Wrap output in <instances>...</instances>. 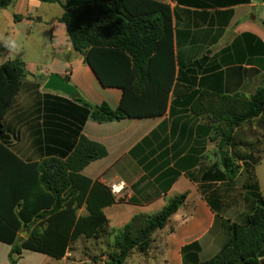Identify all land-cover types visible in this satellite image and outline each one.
Masks as SVG:
<instances>
[{"label":"crops","instance_id":"obj_1","mask_svg":"<svg viewBox=\"0 0 264 264\" xmlns=\"http://www.w3.org/2000/svg\"><path fill=\"white\" fill-rule=\"evenodd\" d=\"M182 1L162 0L172 10L175 58L174 82L163 114L111 123L87 119L83 123L79 103L44 88L54 73L68 77L79 97L91 104L105 102L117 109L124 96L121 88L103 86L84 56L73 49L66 25L60 22L62 10L49 20L48 62L20 59L30 76L3 119L2 141L27 163L65 159L82 135L106 147L108 155L81 173L108 188L119 187L112 193L114 204L104 209L109 231L122 229L136 215L158 213L169 200L187 194L165 228L154 233L149 251L130 257L142 264H194L212 259L231 238V226L245 225L257 205L248 179L241 182L242 173L233 180L218 177V143L208 121L196 115L192 105L202 92L250 97L262 86L264 0ZM17 15L26 17L18 23L31 31L44 22L37 5ZM176 86L180 92L187 87L191 90L175 95ZM263 168L264 157L255 165L250 184L261 195ZM87 214L85 207L79 211V215ZM27 236L28 231L23 230L21 237ZM86 240H94L99 248L110 247L112 237L82 236L61 260L25 250L17 264H55L53 260L69 264L74 257L76 264H82L87 253L79 243ZM192 245L197 249L183 253ZM10 252L11 246L0 242V264H11Z\"/></svg>","mask_w":264,"mask_h":264},{"label":"trees","instance_id":"obj_2","mask_svg":"<svg viewBox=\"0 0 264 264\" xmlns=\"http://www.w3.org/2000/svg\"><path fill=\"white\" fill-rule=\"evenodd\" d=\"M40 1L60 5V22L66 25L73 49L84 56L102 85L124 91L117 109L105 102L95 105L82 97L73 99L81 105L83 123L87 119L111 123L165 112L175 67L172 10L168 4L162 0ZM14 2L0 0V10ZM25 18L14 16L16 22ZM29 76L25 63L18 58L0 66V242L11 246V264H17L25 250L61 260L82 236L91 239L105 234L112 237L105 264H126L134 253H147L154 233L165 228L187 194L169 200L158 213L136 215L122 229L109 231L104 209L115 202L111 189L81 173L90 163L108 155L105 146L82 135L65 159L52 157L27 163L2 141L3 119ZM65 79L69 82L68 77ZM178 89L176 86L175 95L191 90ZM192 111L208 121L219 151H233L224 165L218 162V177L233 180L241 171L238 162H244L249 172L252 152L242 153L237 137L242 138L241 131L247 125L264 126V82L250 97L202 92ZM248 188L253 190L257 205L246 224L232 225L231 238L221 251L210 260L194 264L264 262L258 258L264 249V198L257 187ZM83 207L87 215H79ZM23 230L28 231L26 238L21 237ZM190 249L197 246H189L183 253Z\"/></svg>","mask_w":264,"mask_h":264},{"label":"rangeland","instance_id":"obj_3","mask_svg":"<svg viewBox=\"0 0 264 264\" xmlns=\"http://www.w3.org/2000/svg\"><path fill=\"white\" fill-rule=\"evenodd\" d=\"M34 5L38 6L39 14L44 16V22L39 23L35 31H31L27 28H23L22 24L16 22L14 16L17 14H26L27 10ZM60 11H62L60 6L43 3L40 0H15L12 6L0 10V65L7 59L15 58L22 59L28 63L48 62V58L51 56L48 24L49 20L57 17ZM9 48L10 51H6ZM240 136H242V138L239 136L237 137L239 150L242 153L252 152V156L248 158V164L250 165L249 172L245 168L244 162H238L237 165L241 166L240 173H242L243 176L241 182L242 179L245 178L248 179L247 183L249 182L250 185L254 180L255 165L264 157V126L259 127L256 124L252 126L247 125L242 129ZM251 143L254 144L253 148L248 147ZM220 152L221 151L217 149V162H221ZM224 152L225 159L228 154H233L232 149H228V153L227 151ZM247 183H245L244 186H248ZM262 196H264V193ZM79 246L84 253H87L86 257L83 256L85 262L82 264H105L107 261L105 255H108L112 250L108 245H106V247H97L94 240H90L89 242L87 240L84 242L82 241L79 243ZM75 256L77 255L75 254ZM71 260L72 263L70 262L69 264H76L75 257ZM53 261V263H57L56 260ZM126 264L142 263L138 258H130ZM144 264L146 263L144 262Z\"/></svg>","mask_w":264,"mask_h":264},{"label":"water","instance_id":"obj_4","mask_svg":"<svg viewBox=\"0 0 264 264\" xmlns=\"http://www.w3.org/2000/svg\"><path fill=\"white\" fill-rule=\"evenodd\" d=\"M44 88L49 91L56 93H61L67 95L73 99H76L80 96L79 91L75 86L69 83L64 77L58 74H51L46 81ZM221 163L225 164V152H220ZM258 258L264 259V249L258 254ZM236 264H245L243 260H239Z\"/></svg>","mask_w":264,"mask_h":264},{"label":"built area","instance_id":"obj_5","mask_svg":"<svg viewBox=\"0 0 264 264\" xmlns=\"http://www.w3.org/2000/svg\"><path fill=\"white\" fill-rule=\"evenodd\" d=\"M110 189H111L112 193H116V192H118L119 187H117L116 185H112Z\"/></svg>","mask_w":264,"mask_h":264}]
</instances>
